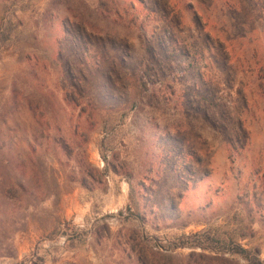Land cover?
Returning <instances> with one entry per match:
<instances>
[{"label":"rangeland","instance_id":"374dc122","mask_svg":"<svg viewBox=\"0 0 264 264\" xmlns=\"http://www.w3.org/2000/svg\"><path fill=\"white\" fill-rule=\"evenodd\" d=\"M7 137L34 194L0 264L264 260V0H0Z\"/></svg>","mask_w":264,"mask_h":264},{"label":"trees","instance_id":"16d2710c","mask_svg":"<svg viewBox=\"0 0 264 264\" xmlns=\"http://www.w3.org/2000/svg\"><path fill=\"white\" fill-rule=\"evenodd\" d=\"M14 152L11 146V138L0 139V257L13 258L16 257L15 238L14 234L20 229L14 228V221L6 226L8 222L2 215L5 209L14 210L17 206L15 203H20L23 195L32 196L34 189L27 188L25 183L13 181L15 172L14 167ZM87 163V162H86ZM84 166L85 171L94 175L98 173L96 169H91V165ZM95 176V175H94ZM96 177V176H95ZM101 177V176H100ZM91 178L92 175H91ZM94 179V178H93ZM83 182V181H82ZM94 184H102L101 180L96 179ZM84 186L85 183L83 182ZM39 186H41L39 184ZM17 208V207H16ZM199 247L202 250L217 251L219 254H229L233 258L242 259L246 264H264L259 256V251L256 249H247L240 243L233 241H225L215 237L208 232L194 233L179 239L173 247L180 248L184 246Z\"/></svg>","mask_w":264,"mask_h":264}]
</instances>
